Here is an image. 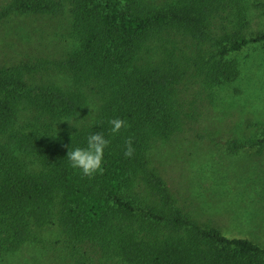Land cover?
<instances>
[{
  "label": "trees",
  "instance_id": "trees-1",
  "mask_svg": "<svg viewBox=\"0 0 264 264\" xmlns=\"http://www.w3.org/2000/svg\"><path fill=\"white\" fill-rule=\"evenodd\" d=\"M251 3L254 30L245 0H0L12 36L40 17L61 48L0 61V264H264L263 246L177 206L152 164L183 131L187 86L224 104L236 56L264 46V2ZM114 118L129 126L112 135ZM247 126L255 136L230 150L264 143V124ZM95 132L110 144L89 179L66 155Z\"/></svg>",
  "mask_w": 264,
  "mask_h": 264
},
{
  "label": "rangeland",
  "instance_id": "rangeland-1",
  "mask_svg": "<svg viewBox=\"0 0 264 264\" xmlns=\"http://www.w3.org/2000/svg\"><path fill=\"white\" fill-rule=\"evenodd\" d=\"M251 1L245 0V5L254 30L260 16ZM11 28L0 25V61L61 52L50 40L56 27L49 20H34L35 31L27 32L26 39L12 36ZM236 57L242 70L232 84L233 95L216 92L227 102L221 104L216 97L214 103L196 82L187 86L184 109L189 115L183 131L158 152L152 149V164L166 180L176 205L198 223L247 236L264 247V143L235 151L226 143L229 138L254 137L249 120L264 124V46H250Z\"/></svg>",
  "mask_w": 264,
  "mask_h": 264
},
{
  "label": "clouds",
  "instance_id": "clouds-1",
  "mask_svg": "<svg viewBox=\"0 0 264 264\" xmlns=\"http://www.w3.org/2000/svg\"><path fill=\"white\" fill-rule=\"evenodd\" d=\"M78 46V44H77ZM70 125L71 123L68 122ZM111 125L110 132L112 135L120 133L122 129H126L129 125L120 118H114L109 121ZM110 140L101 132H95L87 137L85 147H75L67 151V159L70 167L76 169L80 174L89 179L104 173V150L109 146ZM132 138L129 137L125 141V157L133 155Z\"/></svg>",
  "mask_w": 264,
  "mask_h": 264
}]
</instances>
